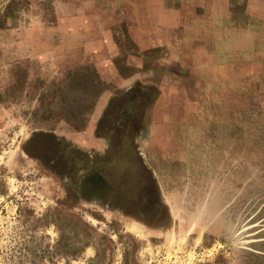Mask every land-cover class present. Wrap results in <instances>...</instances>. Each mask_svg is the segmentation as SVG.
Returning <instances> with one entry per match:
<instances>
[{"label":"rangeland","instance_id":"obj_1","mask_svg":"<svg viewBox=\"0 0 264 264\" xmlns=\"http://www.w3.org/2000/svg\"><path fill=\"white\" fill-rule=\"evenodd\" d=\"M247 1L0 0V264H264Z\"/></svg>","mask_w":264,"mask_h":264},{"label":"crops","instance_id":"obj_2","mask_svg":"<svg viewBox=\"0 0 264 264\" xmlns=\"http://www.w3.org/2000/svg\"><path fill=\"white\" fill-rule=\"evenodd\" d=\"M243 2L245 3V1H243ZM247 3L249 5H251V8L247 10V13H250L253 16L249 19L252 20L251 21L252 23H254L255 25H258L260 28V22H258V21L263 20L260 15H262V13L264 14V0H249V1H247ZM241 22L244 23V22H248V21L240 20L239 23H241ZM237 25H239V24H237ZM254 28H258V27L254 26Z\"/></svg>","mask_w":264,"mask_h":264},{"label":"flooded vegetation","instance_id":"obj_3","mask_svg":"<svg viewBox=\"0 0 264 264\" xmlns=\"http://www.w3.org/2000/svg\"><path fill=\"white\" fill-rule=\"evenodd\" d=\"M84 182V181H83ZM82 182V185H80L81 186V189H82V193L84 194V195H87V193H86V191L88 190V185H84V183ZM91 197L92 198H94V199H98V197L97 196H92L91 195ZM95 197H97V198H95Z\"/></svg>","mask_w":264,"mask_h":264},{"label":"water","instance_id":"obj_4","mask_svg":"<svg viewBox=\"0 0 264 264\" xmlns=\"http://www.w3.org/2000/svg\"><path fill=\"white\" fill-rule=\"evenodd\" d=\"M79 189H80V191L82 192V189H81V186H80V185H79ZM239 232H240V231L236 232V234H235V235H236V238H238V237L241 235V232H242V231H241L240 233H239Z\"/></svg>","mask_w":264,"mask_h":264}]
</instances>
